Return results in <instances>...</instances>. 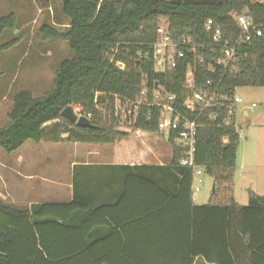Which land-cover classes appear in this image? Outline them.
<instances>
[{
	"label": "trees",
	"instance_id": "1",
	"mask_svg": "<svg viewBox=\"0 0 264 264\" xmlns=\"http://www.w3.org/2000/svg\"><path fill=\"white\" fill-rule=\"evenodd\" d=\"M60 2L68 20L66 29L43 24L39 33L43 40L66 42L72 55L60 61L52 87L43 95L20 90L13 96L8 121L0 126V148L7 153L27 141L113 144L128 135L118 129L121 122L114 117V100L118 98L122 105L136 103L146 89L145 101L151 102L155 83L176 94L175 107L184 112L186 64L159 72L152 60L139 55L156 39L160 19L166 20L175 40L189 36L196 42L207 41L203 30L207 19L224 34L238 31L237 14L247 13L264 24V4L257 0ZM16 24L14 12L0 16V36ZM18 42L17 37L1 43L0 53ZM238 56L235 68L223 77L224 89L232 95L239 87H264V39L240 46ZM117 61L124 63V70L115 66ZM210 77L200 69L196 88ZM229 103L206 111V115L217 112L218 122L228 120L229 125L197 128L194 163L214 180L208 203H193V170L180 165L183 148L171 133L167 136L170 162L125 166L133 172L125 178L121 193L96 208L94 178L82 172L89 166L74 168L70 201L16 207L0 197V264H193L195 258L210 264H264V195L249 190L245 205L225 199L231 193L239 145ZM67 106L89 115L94 127H78L61 117ZM138 106L130 128L163 135L157 126L160 108ZM102 108L110 120L102 116ZM206 118L201 122L206 123ZM108 207H128L129 214L105 218L101 214L107 215ZM100 225L106 226L104 233L98 231Z\"/></svg>",
	"mask_w": 264,
	"mask_h": 264
},
{
	"label": "rangeland",
	"instance_id": "2",
	"mask_svg": "<svg viewBox=\"0 0 264 264\" xmlns=\"http://www.w3.org/2000/svg\"><path fill=\"white\" fill-rule=\"evenodd\" d=\"M14 12L17 18L16 28L5 30L0 36V44L13 38L19 42L0 53V126L8 121V112L12 106L13 96L20 90H28L38 97L47 92L53 84L55 70L64 58L72 53L66 42L43 40L39 28L43 24L52 25L60 30L66 29L68 20L62 14L60 0H0V16ZM165 19H160L164 22ZM264 87H239L236 94L241 101L235 105V126L238 133L248 132V120L243 116L247 110L251 119L263 100ZM115 113L121 124L119 130H129L130 120L125 109L131 108L114 100ZM255 106H252V103ZM77 117L79 110L73 107ZM102 116L110 120L107 109H101ZM126 123V124H125ZM250 126V125H249ZM242 134V133H241ZM155 139V151L165 161L171 157V145L167 134L151 133ZM65 134H63V137ZM252 134L242 137L238 145L240 159L242 144L248 138L252 142ZM177 142V141H176ZM259 157H264V136L260 140ZM72 143V142H71ZM100 146L99 144H94ZM79 147V146H78ZM246 150V149H245ZM251 152L245 151L252 159ZM76 154L63 143L32 141L25 142L17 150L7 153L0 148V193L3 200L16 207H27L31 202H63L66 199L67 165ZM25 158L23 163H17V158ZM200 180L198 191L193 190L196 204H206L210 201L213 178L203 172L194 177V184ZM254 188L257 193L264 194L263 167H246L234 172L230 197L238 204L248 203V191Z\"/></svg>",
	"mask_w": 264,
	"mask_h": 264
},
{
	"label": "built area",
	"instance_id": "3",
	"mask_svg": "<svg viewBox=\"0 0 264 264\" xmlns=\"http://www.w3.org/2000/svg\"><path fill=\"white\" fill-rule=\"evenodd\" d=\"M264 4V0H257ZM238 31L224 34L222 29L212 19H207L203 30L207 34V41L196 42L189 36H183L175 40L169 33L166 20L157 25L156 39L148 45L144 53H139L143 59L152 60L156 71L173 69L185 63L184 94L181 105L184 112L176 109L175 104L178 96L167 93L158 83L152 91L151 102H146L147 90L141 91V97L136 103H125L131 106L125 109L131 121L138 116V105L140 103L160 108L158 129L161 133L170 135L175 133L176 143L182 146V158L180 165L193 170V179L202 173L201 168L194 163L195 138L197 128L201 125H229L228 120L218 122V113H208L212 108L229 103V112L233 111L235 117V105L242 99L236 94L231 95L223 87L224 75L235 68L238 59V48L250 44L254 38L264 39V24L256 23L247 13L234 15ZM113 58H111L112 61ZM115 66L124 70L122 62H115ZM200 69H205L211 77L205 83L196 88V77ZM119 100L118 98H116ZM255 106V103H252ZM117 107V106H115ZM79 110V108H77ZM150 114V113H148ZM82 115V114H81ZM85 116V115H84ZM206 116L207 122H201ZM89 118L90 116H86ZM241 133H239V137ZM227 141L226 138L223 140ZM201 181L192 184L193 190L198 191Z\"/></svg>",
	"mask_w": 264,
	"mask_h": 264
},
{
	"label": "crops",
	"instance_id": "4",
	"mask_svg": "<svg viewBox=\"0 0 264 264\" xmlns=\"http://www.w3.org/2000/svg\"><path fill=\"white\" fill-rule=\"evenodd\" d=\"M263 100L261 101L259 108L253 115L249 118V113L247 110L243 111V116L248 120V132L242 131V137H248L251 132L252 142L249 143L248 138L246 142L242 144V151L240 159L238 155L236 157V168L244 169L246 167H260L264 169V157H259L260 149V140L264 136V93H262ZM254 103V102H253ZM236 118V116H235ZM128 135L125 138L117 139L113 144H99L100 146H95L90 143H63L65 146H68L69 149L73 150L74 156L68 162L67 165V181L65 187L67 188L66 199L65 201H70L73 197L72 193V174L75 167L80 166H89L90 169H83V173L90 174L94 178L93 184L95 185L92 194L94 200L99 201V204H94L93 208H96L99 205H102L104 202L114 201L115 198L121 193L124 180L127 175L131 174L133 170L126 168L125 166H164L167 165L169 161H165L163 157L156 153L155 149V139L152 137L150 132L142 130H126ZM241 136L239 137L240 140ZM79 146V147H78ZM246 149V150H245ZM245 151L251 152L253 157L252 159L246 156ZM238 152V149H237ZM172 155V148H171ZM171 159V157H170ZM25 158L18 157L17 163H23ZM149 174L154 178H159V173H143ZM194 184V179H193ZM253 192L258 195H264L262 193H257L256 190L252 187L250 188ZM0 193V197L4 199ZM231 198V197H230ZM192 199L195 205V198L193 195L192 187ZM32 204V202L30 203ZM30 204L28 206H30ZM101 212V211H100ZM103 212V211H102ZM106 214H101L103 217L107 218L108 216H124L129 214L128 207H122L121 209H115L113 207H108L105 211ZM100 215V217H101ZM102 218V217H101ZM106 226L100 225L98 231L104 233ZM193 264H210L205 262L200 258H195Z\"/></svg>",
	"mask_w": 264,
	"mask_h": 264
},
{
	"label": "water",
	"instance_id": "5",
	"mask_svg": "<svg viewBox=\"0 0 264 264\" xmlns=\"http://www.w3.org/2000/svg\"><path fill=\"white\" fill-rule=\"evenodd\" d=\"M157 86V83H156ZM60 116L73 122L76 126L78 127H88V128H93L94 126L92 125V123L90 122V120L84 116V115H80L79 117L76 116V114L73 111V107L72 106H67L65 107L61 112H60ZM215 187L213 185L212 187V192H214Z\"/></svg>",
	"mask_w": 264,
	"mask_h": 264
}]
</instances>
